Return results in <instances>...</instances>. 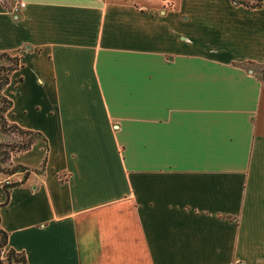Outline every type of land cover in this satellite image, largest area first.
Segmentation results:
<instances>
[{"label":"crops","instance_id":"0c3cea01","mask_svg":"<svg viewBox=\"0 0 264 264\" xmlns=\"http://www.w3.org/2000/svg\"><path fill=\"white\" fill-rule=\"evenodd\" d=\"M21 1L0 0L4 117L39 136L0 172L4 251L264 264V0Z\"/></svg>","mask_w":264,"mask_h":264},{"label":"trees","instance_id":"16d2710c","mask_svg":"<svg viewBox=\"0 0 264 264\" xmlns=\"http://www.w3.org/2000/svg\"><path fill=\"white\" fill-rule=\"evenodd\" d=\"M238 3L249 7L259 6L262 0H255L249 3L245 0H236ZM0 61H4L5 64H0V132L19 136V139L9 142H0V164L9 161L10 155L13 152H19L27 149L35 138L39 136L38 132H34L28 129L19 127L15 123H9L5 117L4 112L10 107L11 100L1 94V89L8 83V74L17 69L18 57L11 56L6 52H0ZM26 167L20 164L8 165V167H0V172L3 174H12L16 171L24 172ZM18 184V182H5L2 183V188L5 193V199L7 198L9 188ZM6 244V233L0 229V251H2ZM5 258L7 261H12L14 264H25V260L22 253L7 249L5 251Z\"/></svg>","mask_w":264,"mask_h":264},{"label":"rangeland","instance_id":"374dc122","mask_svg":"<svg viewBox=\"0 0 264 264\" xmlns=\"http://www.w3.org/2000/svg\"><path fill=\"white\" fill-rule=\"evenodd\" d=\"M261 70H263V69H261ZM5 94L7 95L8 98L10 96L12 98L17 99L16 93L12 89V86L11 85L6 88ZM9 164H10L9 161H7V162H4V163H1L0 164V167H4L5 168V167H8ZM0 264H14L11 260L10 261H7V259L5 258V251H4V249H2V251H0Z\"/></svg>","mask_w":264,"mask_h":264},{"label":"built area","instance_id":"2783aa9c","mask_svg":"<svg viewBox=\"0 0 264 264\" xmlns=\"http://www.w3.org/2000/svg\"><path fill=\"white\" fill-rule=\"evenodd\" d=\"M15 2V7H13V10L16 11L19 8L23 7L24 3L21 0H13Z\"/></svg>","mask_w":264,"mask_h":264}]
</instances>
